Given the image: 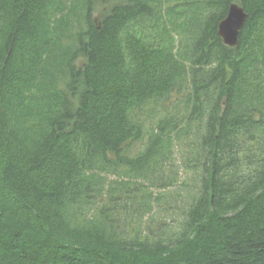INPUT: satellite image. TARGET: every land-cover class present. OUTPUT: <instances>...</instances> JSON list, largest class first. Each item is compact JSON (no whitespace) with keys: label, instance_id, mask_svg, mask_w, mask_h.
Instances as JSON below:
<instances>
[{"label":"trees","instance_id":"1","mask_svg":"<svg viewBox=\"0 0 264 264\" xmlns=\"http://www.w3.org/2000/svg\"><path fill=\"white\" fill-rule=\"evenodd\" d=\"M0 264H264V0H0Z\"/></svg>","mask_w":264,"mask_h":264},{"label":"rangeland","instance_id":"2","mask_svg":"<svg viewBox=\"0 0 264 264\" xmlns=\"http://www.w3.org/2000/svg\"><path fill=\"white\" fill-rule=\"evenodd\" d=\"M172 4H173V2H172ZM239 4V3H238ZM240 5V4H239ZM101 7H104L103 5H101V6H99L98 7V9L96 10V12H95V15H98L99 14V12L101 11ZM178 39V38H177ZM170 102H166L165 103V107L163 106V105H161V104H158V105H155L154 103L153 104H149V105H147L146 107H147V109H151L150 107L151 106H154V108H155V110H156V112L154 111L153 113H152V116L151 117H148V116H142V118H144L145 120H146V122H145V128H146V131H148V129H149V127H150V124H151V122L153 121V120H155V119H157V118H159L161 115H166V114H170V113H174L175 112V105H176V103H177V97H176V95H173L171 98H170V100H169ZM153 108V109H154ZM148 138H149V133L147 132L146 134H145V138H144V140L143 141H137V142H135V144L133 145V150H132V152L133 153H135V154H137V153H139L142 149H144V147H145V145H146V143H147V141H148ZM176 162H177V164H180L181 163V159H176ZM179 171V176L180 177H182V178H184L185 177V175H184V171H183V169H182V167H180V170H178ZM124 177V174L123 175H121V177H120V175H115V174H109L108 176H107V178H108V182L109 181H114V180H121V178H123ZM127 178H128V180H131V181H129L130 183H132L133 185H134V183H136V181H138L137 179H136V177L135 176H127ZM107 182V183H108ZM125 182V183H124ZM123 183L124 184H129V183H127L128 181H124ZM140 182H142L143 184H145L146 185V187H147V189L148 190H151L152 192H153V194L154 195H156L157 193H160L162 190L161 189H159L157 186H156V184H154V186H152L151 184H149L148 182H144V181H142V179L140 180ZM106 189H107V184H106V186H105V192H104V196L100 199V201L97 203V205L96 206H98V205H101L104 201H105V199H106ZM138 190V192L140 193V189L138 188L137 189ZM176 191H178L177 190V187H175V186H171V187H168L167 188V190H165L164 192H167L168 193V200H171V198H174V199H178L179 200V203H181V202H183V201H185V199L187 198V196H188V190L186 191V189L184 188L183 189V191H182V193H181V196H178L177 195V193H176ZM172 192H173V194H172ZM175 193V194H174ZM141 194V193H140ZM131 196L133 195L132 194V192H131V194H130ZM129 195V196H130ZM128 196V195H127ZM127 196H124L125 198L121 201V203L119 204L120 205V208L122 207V204L124 205V204H126L127 205V207H126V209L123 207V209H120V213H119V215H118V218L120 219V227H121V230L122 229H126V230H128L130 233H133L134 232V227L135 226H138L139 224H140V220H142V223H144L145 221H147V219L149 218V217H151V216H153V215H155V217H156V219L158 220L160 217H167L166 219H168L167 221H170V219H171V217H170V215L167 213V207H168V205L165 203V201L164 202H161L160 204L159 203H156L155 202V207H154V210L150 213V216H149V214L148 215H146L145 217H143L142 219H140V218H138L137 216H136V213H134V209H136V208H133V206H132V200H131V198L130 199H128V197ZM174 202H175V200H174ZM176 203V202H175ZM171 204H172V202H171ZM135 205V204H134ZM137 205V204H136ZM96 206H92V208H91V210H90V208L89 209H87L86 210V212H87V215L88 216H91V215H93L94 213H95V211H96ZM127 211H129V213H128V215L126 214L127 213ZM165 212L167 213V215L165 214ZM139 215V214H138ZM127 216V217H126ZM157 224H155V226H156ZM143 226V225H142ZM177 225H176V223L174 222L173 223V227H176Z\"/></svg>","mask_w":264,"mask_h":264},{"label":"water","instance_id":"3","mask_svg":"<svg viewBox=\"0 0 264 264\" xmlns=\"http://www.w3.org/2000/svg\"><path fill=\"white\" fill-rule=\"evenodd\" d=\"M247 18L244 8L238 3H232L227 16L219 23L218 31L225 44L235 46L239 31Z\"/></svg>","mask_w":264,"mask_h":264}]
</instances>
